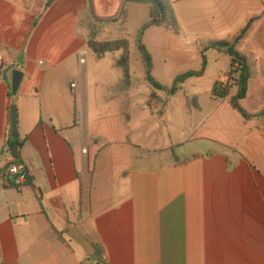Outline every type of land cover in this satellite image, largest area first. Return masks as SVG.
Instances as JSON below:
<instances>
[{"label": "crops", "instance_id": "obj_1", "mask_svg": "<svg viewBox=\"0 0 264 264\" xmlns=\"http://www.w3.org/2000/svg\"><path fill=\"white\" fill-rule=\"evenodd\" d=\"M167 1L179 35L147 27L148 3L0 0V264H94L73 228L108 264H264L263 113L249 112L252 79L238 101L252 119L231 106L232 57L207 49L259 17L238 51L264 72V0ZM125 9L130 57L135 48L143 63L144 46L157 82L202 74L173 96H153L145 66L136 89L131 62L127 82L121 51L98 57L88 44L95 22L120 24ZM135 21L138 39L129 35ZM107 61L122 70L115 80L104 75ZM16 70L24 79L11 96ZM217 83L227 98L214 95ZM188 84L203 89L188 93ZM14 105L33 185L7 176Z\"/></svg>", "mask_w": 264, "mask_h": 264}, {"label": "trees", "instance_id": "obj_2", "mask_svg": "<svg viewBox=\"0 0 264 264\" xmlns=\"http://www.w3.org/2000/svg\"><path fill=\"white\" fill-rule=\"evenodd\" d=\"M128 1L148 3L151 6L150 21L147 27H151V26L165 27L175 35L180 34V27L178 24V20L173 12L171 4L167 0H128ZM50 4L51 2H49L48 6H50ZM258 18L259 17H253L248 22V24L244 28L240 29L239 32L232 38L223 40V41L210 42L209 45L207 46V49L212 48V47L225 49L228 52V54L232 57V66H231L230 74L231 76L236 73L238 74L237 79H235V85L238 87V92L236 96H234L231 99V106L235 110H237L244 117L245 120H248V121L252 119V116H250L241 107L239 102L245 99L247 96L249 84L252 79V69L249 64V59L238 51V47L247 38L249 32L251 31L253 27L254 22ZM127 19L128 17H127V12L125 9L123 11L122 16L117 19V21H121V23L125 25V31H127L126 29ZM88 44H89V47L93 50V52L97 56L98 55L102 56L106 53L122 51V55L117 61V66L124 69L126 81L127 82L129 81L131 57H130V46L127 40L114 41V42H98V43L93 40H89ZM141 54H142L143 64L146 69V79L149 85L153 89V93H152L153 96H155L158 91L165 92L173 96L178 92L179 85H184L186 80H188L189 78L200 76L202 74L200 72L199 73L186 72L180 75L174 81L171 87H166V86L161 85L159 82H157L155 78L153 77V74H152L153 60H152L151 55L149 54V52L146 50L144 46H141ZM220 86L221 85L219 83L215 85L214 95L216 97L225 99L228 97L229 89L227 88L224 89V88H221ZM11 96H12V92H11ZM184 97L186 99L187 105L190 110L199 108L197 98H190L186 93H184ZM236 100H238L239 102L236 103ZM263 116H264V113H263ZM24 144L25 142L21 141L19 138H13L12 134L10 135V138L7 143L8 153L11 156H13L15 158V161L19 164H23L21 161V152L24 147ZM8 166L6 167V170L8 169ZM25 169L28 174L27 182L28 184L33 185L34 178L30 176L26 167ZM7 176L12 178V179L9 178L10 180H12V182L14 181V178L11 177L9 174ZM91 259L94 262V264H108L106 256L101 246H96V254L93 257H91Z\"/></svg>", "mask_w": 264, "mask_h": 264}, {"label": "rangeland", "instance_id": "obj_3", "mask_svg": "<svg viewBox=\"0 0 264 264\" xmlns=\"http://www.w3.org/2000/svg\"><path fill=\"white\" fill-rule=\"evenodd\" d=\"M138 25L135 22H133L130 26L129 29V35L135 39L139 38V35L142 34L140 31H138ZM126 34L125 31V25L120 23L117 24L115 23L114 25H108V24H97L95 22V26L93 30L91 31L89 35V40H93L95 42H114V41H124L127 40L124 36ZM142 36V35H141ZM122 52V51H121ZM112 55L109 56V59H112L114 57L115 52H111ZM105 55V54H104ZM122 55V54H121ZM120 55V57H121ZM101 56V55H100ZM98 55V57H100ZM119 57V58H120ZM140 60V51L136 50L135 48L132 49V54H131V62H132V78L134 81V84L136 86V89H139L142 87V82L144 80V65ZM250 64V63H249ZM104 75L107 77V79H112L115 80L118 78L119 73L122 72L121 69H112L110 65L107 62H104ZM260 75L263 77L264 72H254L252 71V94H253V105L249 107V112L251 114H254L256 109L259 113H264V106L262 103H264V89L259 86L260 81L258 78H260ZM235 79H237L238 74H234ZM186 85V83H185ZM203 87L197 86L193 87L192 85L188 84L187 92H193L195 90H201ZM263 89V90H262ZM104 95H108V93H103ZM169 95V94H166ZM144 96V95H143ZM182 97V93H178L175 99V105L177 106V101ZM262 110V111H261ZM263 115V114H262ZM264 118V116H263ZM177 119L174 120V125H177Z\"/></svg>", "mask_w": 264, "mask_h": 264}, {"label": "water", "instance_id": "obj_4", "mask_svg": "<svg viewBox=\"0 0 264 264\" xmlns=\"http://www.w3.org/2000/svg\"><path fill=\"white\" fill-rule=\"evenodd\" d=\"M24 79V73L22 71H14L12 74V82H11V91L12 94L15 96ZM236 103H238V100H236ZM11 127H12V136L13 138H18V111L17 107L14 105L11 109ZM69 237L75 241L78 245H80L84 251L89 256H94L96 254L95 246L87 240L83 234L79 231L77 228H73L71 232L69 233Z\"/></svg>", "mask_w": 264, "mask_h": 264}, {"label": "built area", "instance_id": "obj_5", "mask_svg": "<svg viewBox=\"0 0 264 264\" xmlns=\"http://www.w3.org/2000/svg\"><path fill=\"white\" fill-rule=\"evenodd\" d=\"M1 60H3L1 58ZM84 63V60L82 61ZM76 85H72L75 88ZM7 173L14 178V185L20 187L27 183L28 174L23 164L17 163L15 160L8 166Z\"/></svg>", "mask_w": 264, "mask_h": 264}]
</instances>
